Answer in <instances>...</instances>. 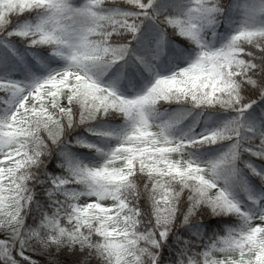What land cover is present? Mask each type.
<instances>
[{"label":"snow or ice","instance_id":"snow-or-ice-1","mask_svg":"<svg viewBox=\"0 0 264 264\" xmlns=\"http://www.w3.org/2000/svg\"><path fill=\"white\" fill-rule=\"evenodd\" d=\"M0 264H264V0H0Z\"/></svg>","mask_w":264,"mask_h":264}]
</instances>
